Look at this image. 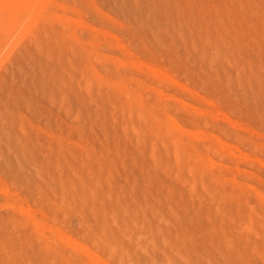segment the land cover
I'll return each instance as SVG.
<instances>
[{
  "label": "rangeland",
  "instance_id": "1",
  "mask_svg": "<svg viewBox=\"0 0 264 264\" xmlns=\"http://www.w3.org/2000/svg\"><path fill=\"white\" fill-rule=\"evenodd\" d=\"M0 23V264H264V0Z\"/></svg>",
  "mask_w": 264,
  "mask_h": 264
},
{
  "label": "bare ground",
  "instance_id": "2",
  "mask_svg": "<svg viewBox=\"0 0 264 264\" xmlns=\"http://www.w3.org/2000/svg\"><path fill=\"white\" fill-rule=\"evenodd\" d=\"M11 1V0H10ZM12 3V2H11ZM28 4V3H27ZM14 17V16H13ZM6 19V18H5ZM21 20V19H20ZM3 21V20H2ZM18 23H19V21H18ZM1 24V23H0ZM2 26V25H1ZM4 28V27H3ZM31 34H33L32 33V31H31ZM40 47V46H39ZM240 86V85H239ZM188 104V103H187ZM170 119H171V117H170ZM147 121V120H146ZM176 124V123H175ZM133 127V126H132ZM175 157V156H174ZM177 158V157H176ZM262 162V161H261ZM21 208V207H20ZM25 213V212H24ZM35 223V222H34ZM22 226V225H21ZM17 227V226H16ZM41 227V226H40ZM41 236V235H40ZM71 242V241H70ZM82 250V249H81ZM86 250V249H85ZM26 252V251H25ZM26 254V253H25ZM23 255V254H22ZM99 258V257H98ZM23 260H24V258H23Z\"/></svg>",
  "mask_w": 264,
  "mask_h": 264
}]
</instances>
